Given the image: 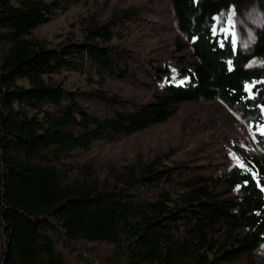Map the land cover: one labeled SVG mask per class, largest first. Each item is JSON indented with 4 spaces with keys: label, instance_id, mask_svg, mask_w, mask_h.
Here are the masks:
<instances>
[{
    "label": "trees",
    "instance_id": "trees-1",
    "mask_svg": "<svg viewBox=\"0 0 264 264\" xmlns=\"http://www.w3.org/2000/svg\"><path fill=\"white\" fill-rule=\"evenodd\" d=\"M169 1L192 69L179 83H164L151 102L122 111L104 94L73 92L53 78L80 61L127 77L130 68L116 69L123 51L110 44L119 17L93 19L80 41L52 44L32 35L60 0H0V264H66L58 239L105 242L125 264H229L264 245V135L257 132L264 123V20L244 48L213 24L253 0ZM81 96L100 98L111 112L96 116ZM216 99L253 122L261 152L247 157L248 168L232 165L213 183L152 162L99 178L70 161L94 141L166 121L181 103Z\"/></svg>",
    "mask_w": 264,
    "mask_h": 264
},
{
    "label": "rangeland",
    "instance_id": "rangeland-1",
    "mask_svg": "<svg viewBox=\"0 0 264 264\" xmlns=\"http://www.w3.org/2000/svg\"><path fill=\"white\" fill-rule=\"evenodd\" d=\"M59 3L52 19L34 29V38L52 44L66 37L80 41L83 28L90 21L102 23L111 18L116 20L113 17L116 16L119 19L111 29L110 44L123 51L117 57L116 69L130 68L127 77L110 76L80 61L71 70L62 69L53 75L68 90L104 94L116 100V108L134 111L138 103L151 102L164 83H179L184 77L183 70L192 69L195 59L186 38L177 29L169 0H60ZM263 20L264 0H253L241 13L232 6L221 12L215 17L213 31L231 37L234 45L247 48ZM3 48L0 46V53ZM157 74L163 75V79L154 81ZM77 101L96 116L111 112L98 97L81 96ZM253 125L217 99L184 102L175 107L166 121L116 140L94 141L89 149L76 151L70 161L83 165L85 171L99 178L109 169L152 162L157 167H172L175 172L193 171L191 178H206V183H213L222 171L232 165L240 166L238 161L248 168L247 157L260 154ZM55 246L66 264H125L105 242L58 239ZM229 264H264V245Z\"/></svg>",
    "mask_w": 264,
    "mask_h": 264
},
{
    "label": "snow or ice",
    "instance_id": "snow-or-ice-1",
    "mask_svg": "<svg viewBox=\"0 0 264 264\" xmlns=\"http://www.w3.org/2000/svg\"><path fill=\"white\" fill-rule=\"evenodd\" d=\"M258 132H260L261 135H264V125L260 126L258 129H257ZM240 163V166L241 167H244L243 163L242 162H239Z\"/></svg>",
    "mask_w": 264,
    "mask_h": 264
}]
</instances>
